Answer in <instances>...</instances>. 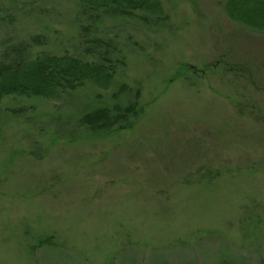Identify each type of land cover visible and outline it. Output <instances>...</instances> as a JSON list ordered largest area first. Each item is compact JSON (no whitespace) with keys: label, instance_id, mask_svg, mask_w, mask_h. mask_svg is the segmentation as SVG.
Wrapping results in <instances>:
<instances>
[{"label":"rangeland","instance_id":"1","mask_svg":"<svg viewBox=\"0 0 264 264\" xmlns=\"http://www.w3.org/2000/svg\"><path fill=\"white\" fill-rule=\"evenodd\" d=\"M160 2L164 27L92 35L77 0H0V48L80 56L96 36L123 59L105 89L1 101L0 264H264V33L225 0ZM132 100L131 127L79 123Z\"/></svg>","mask_w":264,"mask_h":264},{"label":"trees","instance_id":"2","mask_svg":"<svg viewBox=\"0 0 264 264\" xmlns=\"http://www.w3.org/2000/svg\"><path fill=\"white\" fill-rule=\"evenodd\" d=\"M81 30L95 34L109 19H132L145 26L164 27L168 19L160 0H77ZM225 14L230 20L253 31L264 33V0H225ZM42 35L28 41L5 40L0 48V103L8 96L59 99L85 83L102 89L109 87L123 59L112 45L96 36L86 42L82 55L36 53L44 45ZM121 85L116 99L128 90ZM137 97V93L135 95ZM137 99V98H136ZM117 100V99H116ZM141 111L136 100L123 107L119 102L86 109L80 125L91 134L131 127Z\"/></svg>","mask_w":264,"mask_h":264}]
</instances>
